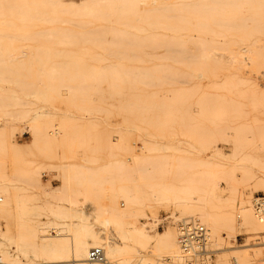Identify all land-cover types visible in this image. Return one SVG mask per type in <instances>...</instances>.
Listing matches in <instances>:
<instances>
[{
  "label": "bare ground",
  "instance_id": "obj_1",
  "mask_svg": "<svg viewBox=\"0 0 264 264\" xmlns=\"http://www.w3.org/2000/svg\"><path fill=\"white\" fill-rule=\"evenodd\" d=\"M256 19L264 23V0H0V91L18 88L26 97L36 98L23 105L18 100L22 97L10 95L13 101L6 107L10 118L0 123V153L23 159L19 177L0 183V202L6 199L0 203V218L7 226L6 230L0 227V264H264V247L258 246L264 244L263 238L239 241L241 229L248 234L264 233V215L244 207V221L238 224L237 211L228 209L220 184L207 171L196 195L185 194L174 181L161 188L156 181L154 191L148 186L150 192L142 201L136 200V191L131 195L129 191L125 195L106 192L107 202L98 208L105 215L98 220L101 225L79 207L68 218L67 209L50 200L63 199L65 184L44 186L39 180L40 170L49 163L43 151L52 148L48 124L59 120L66 136L73 130L78 135L84 127L76 122L83 118L69 110L59 108L62 115L49 110L46 100L57 108L54 96L41 92L72 88L69 99L80 112L104 110L111 106L114 94L129 99L134 93L140 110L151 112V77H156L154 70L163 65H151V59L182 56L185 62L196 61L200 67V118L205 122L214 117L219 124L229 112L226 97L219 91L225 82L226 62L240 82L250 80L246 71L252 59L249 33ZM17 43L24 44L22 51ZM19 55L24 59L22 67L11 63ZM110 57L124 60L119 65L102 63ZM98 92L101 96H94ZM18 109L22 110L16 114ZM22 120L33 130L31 142L13 140ZM244 125L235 132H242ZM101 133L95 124L89 136ZM59 134L57 127L52 135ZM260 140L264 147V138ZM232 141L238 156L255 160L256 155L250 152L259 148L253 139L243 140L236 134ZM218 155L214 150L197 161L202 166ZM118 163L109 161L106 167ZM69 164L79 185L113 183L106 177L95 178L92 172L88 179L83 163ZM256 183L264 187V174ZM129 196L132 202L121 200ZM161 210L173 216L199 217L201 221L184 222L206 227L207 245L218 241L220 253L215 261L207 259L215 251L196 246L198 253L193 254L184 249L182 222L157 232ZM46 215L56 236L49 232V223L42 221ZM143 218L153 221L143 222ZM97 248L105 260L91 259Z\"/></svg>",
  "mask_w": 264,
  "mask_h": 264
},
{
  "label": "rangeland",
  "instance_id": "obj_2",
  "mask_svg": "<svg viewBox=\"0 0 264 264\" xmlns=\"http://www.w3.org/2000/svg\"><path fill=\"white\" fill-rule=\"evenodd\" d=\"M259 13L260 10L256 12L258 15ZM249 45L252 49L249 53L252 59L246 68L249 81L240 82L226 62L227 70L223 73L225 82L219 91L226 97L229 112L219 124H215L214 117L205 122L200 118L199 102L203 97L200 87L202 82L199 77L200 67L196 61L185 62L182 56L151 59V65L163 64L154 70L157 76L151 77L153 82L151 112L140 110L134 93L130 94L129 99L114 94L115 98L111 100V106L104 110L80 112L69 99L74 92L72 88L64 86L56 92H41V95L54 96L56 109L49 106V101L46 100V106L52 112L62 115L63 111L58 109L63 108L83 118L76 121L84 125L83 132L78 135L87 134L86 137H78L73 130L66 136L61 125L58 124L59 120L48 124L52 148L48 152L43 151L48 155L49 163L45 169L40 170L39 180L44 186L58 187L65 184L63 199L51 197L52 204H62L67 209L68 218L79 207L89 213L95 224L101 225L98 220L105 215L98 208L107 202L106 192L125 195V192L129 191L131 195L136 191L138 193L136 200L142 201L147 199L146 192H150L148 186L151 185L152 192L156 181L161 184L158 185L159 188L174 181L183 188L181 191L185 194L196 195L204 171H207L220 184L222 199L228 209L237 211L238 224L243 223V208L250 206L255 212V200L264 196V187L256 183L258 176L264 174V147L260 142V139L264 138V23L260 20L256 19L250 28ZM15 46L22 51L24 44L17 43ZM23 60L19 55L11 63L20 64L19 67H22ZM123 60L119 57H110L102 63L119 65ZM131 60L130 64L134 62L133 59ZM79 62L81 64L82 61ZM10 95L22 97L18 100H21L23 105L30 100L36 101L34 96L26 97V92L18 88L15 92L1 90L0 123L5 118H10L6 109L13 101ZM94 96L101 95L98 92ZM21 110L14 112L18 114ZM19 122V129L15 131L13 140L21 143L31 142L33 140L31 126L23 120ZM95 124L102 133L90 137L89 132ZM241 124L246 125L242 127V132L236 133L235 128ZM57 127L60 134L54 136L52 132ZM226 132L229 135L225 136ZM236 134L243 140L246 137L254 140V146L257 145L259 149L252 150L254 152L250 154L256 155L255 160H249L246 155L238 156L234 152L232 139ZM104 145L105 147L101 148ZM214 150L219 153L217 158L200 166L197 161L199 156H209ZM22 160L19 155L0 153V183L5 182L7 178L19 177ZM114 160L119 163L111 166L110 169L107 168L106 163ZM72 161L87 166L85 172L88 179L92 172L95 178L106 177L113 180V183L98 185L88 181L85 185L77 184L75 169L69 164ZM120 161L124 164H120ZM135 161L139 162L132 166ZM129 166L132 168L129 169ZM45 173L47 177L44 176ZM56 178L61 179L62 182ZM103 186L107 188L103 189ZM47 189L50 190L49 187ZM121 200L130 203L133 198L129 196L124 200L122 197ZM5 201L4 198L0 203ZM161 217V221L156 226L157 232H163L171 225L176 227L178 222L184 220L194 218L200 220L196 216H173L165 210H161ZM42 221L49 223V232L56 236V231L50 224V217L43 216ZM142 221L153 220L143 218ZM0 227L2 230L7 228L3 218H0ZM119 233L116 232L117 235ZM239 233L243 234L239 237L241 244L257 236L264 239V233L248 234L245 229H241ZM216 242L211 241L206 245V250L215 251L209 253L208 261H215L220 253V246ZM223 246H226L225 243ZM258 246L264 247V244Z\"/></svg>",
  "mask_w": 264,
  "mask_h": 264
},
{
  "label": "built area",
  "instance_id": "obj_3",
  "mask_svg": "<svg viewBox=\"0 0 264 264\" xmlns=\"http://www.w3.org/2000/svg\"><path fill=\"white\" fill-rule=\"evenodd\" d=\"M255 210L260 215H264V196L258 197L256 200ZM192 221H183L180 229V241L185 250L192 252L193 254L198 253L196 246H201V249L206 248V241L208 238V230L204 226L195 224H187ZM103 251L99 248L93 250L91 254L92 260H105Z\"/></svg>",
  "mask_w": 264,
  "mask_h": 264
}]
</instances>
